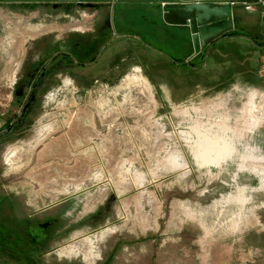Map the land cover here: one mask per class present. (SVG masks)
Listing matches in <instances>:
<instances>
[{
	"label": "rangeland",
	"instance_id": "1",
	"mask_svg": "<svg viewBox=\"0 0 264 264\" xmlns=\"http://www.w3.org/2000/svg\"><path fill=\"white\" fill-rule=\"evenodd\" d=\"M56 22L18 35L17 82L0 84V110H17L0 135V264H264V82L203 92L211 68L168 65L171 50L150 67L110 23L91 44L72 35L74 65L50 46ZM122 42L156 87L139 68L106 77Z\"/></svg>",
	"mask_w": 264,
	"mask_h": 264
},
{
	"label": "crops",
	"instance_id": "2",
	"mask_svg": "<svg viewBox=\"0 0 264 264\" xmlns=\"http://www.w3.org/2000/svg\"><path fill=\"white\" fill-rule=\"evenodd\" d=\"M238 1L240 0H0V21L8 17L10 24H13L7 30L8 37L0 39V84L12 82L14 72L18 66H22L25 58L22 57L18 64V35H27L33 20L46 22L55 19L56 23L59 20L67 22V25H63L69 27L66 33L63 32V38L57 39L50 46H58L60 43L64 45L58 53L65 55L74 65L77 61L72 52L80 51V44L72 35H93L94 39L90 38L91 44L100 40L98 36L105 34L110 23L116 36L133 34L142 43L141 50L148 58L146 65L150 67L155 66L153 58L156 53L171 50L177 56L167 60L168 65L194 74L205 73L211 68L213 75L206 72V86L201 88L203 92L225 89L234 83L260 85L264 82L261 71L264 61V17L259 8L250 12L240 4L233 5L234 30L210 41L204 48L194 44L190 29L182 24V19L175 10L164 11L168 5L228 4ZM76 27H83L85 30H75ZM119 46L125 54L117 61L110 60V70L106 77L109 79L118 76L123 68H139L156 87L151 82L148 71L132 59L137 57L143 60V54L134 53L130 56L125 42ZM242 49L249 50L250 53L243 55ZM218 58L221 63L216 65L217 68L214 67L215 64L209 65V61ZM158 90L164 93V98L175 101L166 87L161 86ZM192 92L193 90L190 91ZM29 112L28 109L23 116H27ZM16 113L17 110L11 111V108L0 110V134L9 126V116Z\"/></svg>",
	"mask_w": 264,
	"mask_h": 264
},
{
	"label": "water",
	"instance_id": "3",
	"mask_svg": "<svg viewBox=\"0 0 264 264\" xmlns=\"http://www.w3.org/2000/svg\"><path fill=\"white\" fill-rule=\"evenodd\" d=\"M173 9L190 29L195 45L204 48L210 41L234 30L233 5L188 3L182 6L168 5L164 11Z\"/></svg>",
	"mask_w": 264,
	"mask_h": 264
},
{
	"label": "built area",
	"instance_id": "4",
	"mask_svg": "<svg viewBox=\"0 0 264 264\" xmlns=\"http://www.w3.org/2000/svg\"><path fill=\"white\" fill-rule=\"evenodd\" d=\"M232 5H235V4H240L246 11H255V9L259 8L261 10V13H262V16L264 17V0H253V1H250V0H240L238 2H234V3H230ZM17 69H16V73L14 72V79L15 80V83L17 82ZM13 79V78H12ZM12 83V82H11ZM14 83V85H15Z\"/></svg>",
	"mask_w": 264,
	"mask_h": 264
},
{
	"label": "flooded vegetation",
	"instance_id": "5",
	"mask_svg": "<svg viewBox=\"0 0 264 264\" xmlns=\"http://www.w3.org/2000/svg\"><path fill=\"white\" fill-rule=\"evenodd\" d=\"M14 126H15V123H13V124L9 123L8 129L6 131H3V133H1V134H5V133L9 134V133H11L14 130V128H15Z\"/></svg>",
	"mask_w": 264,
	"mask_h": 264
},
{
	"label": "trees",
	"instance_id": "6",
	"mask_svg": "<svg viewBox=\"0 0 264 264\" xmlns=\"http://www.w3.org/2000/svg\"><path fill=\"white\" fill-rule=\"evenodd\" d=\"M27 110H28V106H26V107L24 108V113H25Z\"/></svg>",
	"mask_w": 264,
	"mask_h": 264
},
{
	"label": "bare ground",
	"instance_id": "7",
	"mask_svg": "<svg viewBox=\"0 0 264 264\" xmlns=\"http://www.w3.org/2000/svg\"><path fill=\"white\" fill-rule=\"evenodd\" d=\"M34 195V194H33Z\"/></svg>",
	"mask_w": 264,
	"mask_h": 264
}]
</instances>
